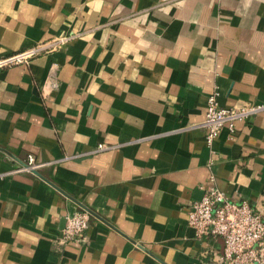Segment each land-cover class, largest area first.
I'll use <instances>...</instances> for the list:
<instances>
[{
  "label": "crops",
  "instance_id": "0c3cea01",
  "mask_svg": "<svg viewBox=\"0 0 264 264\" xmlns=\"http://www.w3.org/2000/svg\"><path fill=\"white\" fill-rule=\"evenodd\" d=\"M60 36L0 70V264H207L222 241L187 209L210 176L264 213V111L198 126L212 93L264 102V0H0V56ZM79 207L85 241L58 243Z\"/></svg>",
  "mask_w": 264,
  "mask_h": 264
},
{
  "label": "built area",
  "instance_id": "2783aa9c",
  "mask_svg": "<svg viewBox=\"0 0 264 264\" xmlns=\"http://www.w3.org/2000/svg\"><path fill=\"white\" fill-rule=\"evenodd\" d=\"M68 38H52L2 55L0 70L26 65L37 56L55 51ZM263 111L264 102L222 107L217 94L212 93L207 97L205 115L198 126L205 131L206 142L210 145L223 127L233 134L237 121L248 120ZM105 148L104 145L97 146V150ZM44 164L27 155L26 161L12 172H34ZM91 218L92 214L82 207L67 215L57 242H84ZM187 224L199 238L221 239V250L213 252L207 264H264V213L256 210L247 200H232L214 184L212 176L203 187L201 197L190 201Z\"/></svg>",
  "mask_w": 264,
  "mask_h": 264
},
{
  "label": "water",
  "instance_id": "95a60500",
  "mask_svg": "<svg viewBox=\"0 0 264 264\" xmlns=\"http://www.w3.org/2000/svg\"><path fill=\"white\" fill-rule=\"evenodd\" d=\"M34 173H36L37 175H39V173L37 171H34ZM87 211H89L90 213H92L89 209H87L86 207H84ZM139 247H141V245H138Z\"/></svg>",
  "mask_w": 264,
  "mask_h": 264
}]
</instances>
